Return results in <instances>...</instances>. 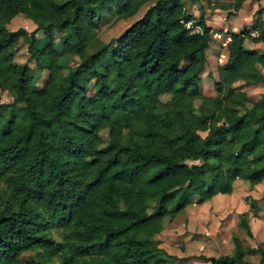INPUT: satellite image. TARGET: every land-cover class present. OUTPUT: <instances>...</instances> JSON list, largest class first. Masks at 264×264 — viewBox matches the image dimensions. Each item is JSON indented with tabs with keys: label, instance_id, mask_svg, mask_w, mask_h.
I'll return each mask as SVG.
<instances>
[{
	"label": "trees",
	"instance_id": "16d2710c",
	"mask_svg": "<svg viewBox=\"0 0 264 264\" xmlns=\"http://www.w3.org/2000/svg\"><path fill=\"white\" fill-rule=\"evenodd\" d=\"M149 1L0 0V90L12 99L0 100V264H171L156 226L232 194L236 181L263 182L264 93L252 102L244 91L264 85V52L247 46L264 45L260 12L245 30L221 33L183 0H156L150 16L109 43L85 41L107 12L128 20ZM243 2L219 9L236 14ZM18 15L35 29L8 31ZM38 32L46 37L40 49ZM215 35L229 39L228 49L216 96L207 97L200 73ZM20 36L48 72L36 90L28 64L14 61L12 37ZM71 58L91 68L87 82L77 84ZM152 80L168 84L167 100ZM16 110L27 114L25 125L13 122ZM248 206L238 228L251 237L249 215L260 210ZM232 240L233 256L206 261L251 264L246 256L257 253L264 264V241L245 248Z\"/></svg>",
	"mask_w": 264,
	"mask_h": 264
},
{
	"label": "rangeland",
	"instance_id": "374dc122",
	"mask_svg": "<svg viewBox=\"0 0 264 264\" xmlns=\"http://www.w3.org/2000/svg\"><path fill=\"white\" fill-rule=\"evenodd\" d=\"M235 0H183L185 8L190 14L197 17L202 15L207 25L212 26L215 30L225 27V31L236 32L243 29L241 25L230 26L229 21L233 20L237 14H230L228 10L219 9L220 6H226ZM156 0L149 1L141 7L138 13L128 19L115 21L109 17V12L103 15L99 24L95 27H88L86 30L85 41L92 39L99 40L103 44L109 43L112 39L118 37L123 31L129 28L134 22L146 15L152 14V8ZM253 3V0H252ZM246 15L251 14L250 8L246 10ZM258 12L252 15V20L256 18ZM228 23H227V22ZM6 28L10 32L24 30L32 32L35 25L22 15H18L6 24ZM214 40L206 51V64L200 73V91L204 96L215 97L214 84L218 81V66L224 61L228 46L226 39L221 35H215ZM14 47V61L18 64H28L31 69V79L28 81V87L31 90L41 88L47 81L48 72L40 70L36 67L34 61H31L28 53V41L26 36L12 37ZM36 47L40 49L46 42V37L42 32L36 34ZM55 47L60 53H65V47L59 39L55 41ZM79 61L77 58H71L69 66L76 71L75 80L77 84L87 82L92 75L89 66L79 69ZM151 84L155 88L156 93L162 100L169 98L168 84L152 80ZM148 84H144L143 88H147ZM249 99L257 101L264 93V85L259 84L245 88ZM89 102L94 100L95 96L89 93ZM0 100L2 103H10L12 101L7 91L0 90ZM18 112V113H17ZM76 120L82 123V119L73 113ZM13 122L17 126L25 125L28 116L23 110H16L13 114ZM146 119V115L143 116ZM126 132L127 130H121ZM219 197V198H217ZM252 201L259 208V212L250 215V228L252 237H248L243 231L238 229V215L248 210L247 202ZM155 239L160 241V248L169 256H173L176 260L171 264H207L209 258H217L220 256H231L232 252V236L237 235L245 248H256L260 244L261 237L264 234V180L260 184L250 187L243 181H237L234 184L233 193L231 195H217L215 199L208 200L201 205L188 206L183 213L178 215L176 219L164 225H158L154 229ZM234 244V243H233ZM252 264H258L259 254L255 253L246 258Z\"/></svg>",
	"mask_w": 264,
	"mask_h": 264
},
{
	"label": "crops",
	"instance_id": "0c3cea01",
	"mask_svg": "<svg viewBox=\"0 0 264 264\" xmlns=\"http://www.w3.org/2000/svg\"><path fill=\"white\" fill-rule=\"evenodd\" d=\"M248 8H250V10H251V14L250 13H248V15H246V10L248 9ZM255 12H260V17L262 18V20L264 21V0H253V3H252V0H244V2H243V4H242V6H241V9L236 13L237 14V16L236 17H233L232 19L233 20H230L229 21V23H230V26H239V25H241V26H243V29H241L240 31H236V32H234V33H239V32H241V31H243V30H245L246 28H248V27H250V26H252L253 24H254V22H255V20L257 19V17L258 16H256V18L254 19V21L252 20L253 18H252V15L255 13ZM235 14V15H236ZM227 22V21H226ZM228 23V22H227ZM209 27H211L212 28V26H210V25H208ZM213 30H215V28H212ZM226 29H225V27L224 28H221V33H224V32H229V31H225ZM215 31H218V32H220V30H215ZM233 33V32H232ZM228 41H229V39L228 40H226V44H225V46L228 44ZM247 46L250 48V49H254V50H256L257 52H259V53H262V52H264V45L262 44V43H258V44H247ZM225 51H227L226 50V48H225ZM262 73H263V75H264V69L262 70ZM237 182V181H236ZM260 184V183H259ZM258 185V184H257ZM233 193V192H232ZM231 195V194H230ZM217 198H219V197H217ZM215 199V197L213 198V200ZM247 204H248V202H247ZM249 211V206H248V210L247 211H245V212H242V213H246V212H248ZM241 214V213H240ZM250 215H251V213H250ZM250 215H249V218H250ZM238 218V217H237ZM250 220V219H249ZM248 220V221H249ZM237 226H238V224H237ZM249 227H250V221H249ZM239 229V228H238ZM240 230V229H239ZM240 231H242V230H240ZM250 231H251V228H250ZM244 232V231H243ZM245 233V232H244ZM246 234V233H245ZM247 235V234H246ZM238 237V236H237ZM249 237V236H248ZM251 237H252V233H251ZM240 240V239H239ZM241 241V240H240ZM264 241V234H263V236L261 237V240H260V244L262 243ZM242 243V242H241ZM259 244V245H260ZM243 245V244H242ZM258 245V246H259ZM234 249H235V246H234V244H233V242H232V252H231V256H233V253H234ZM229 256V255H228ZM247 256H249V255H247ZM247 256H246V258H247ZM245 258V259H246ZM247 260V259H246ZM248 261V260H247ZM248 262H250V261H248ZM251 263V262H250ZM207 264H209V263H207ZM252 264V263H251ZM258 264H259V260H258Z\"/></svg>",
	"mask_w": 264,
	"mask_h": 264
},
{
	"label": "built area",
	"instance_id": "2783aa9c",
	"mask_svg": "<svg viewBox=\"0 0 264 264\" xmlns=\"http://www.w3.org/2000/svg\"><path fill=\"white\" fill-rule=\"evenodd\" d=\"M189 25H190V24H187L186 26L189 27ZM251 36H252V37H256V36H257V32H255V31L252 32V33H251Z\"/></svg>",
	"mask_w": 264,
	"mask_h": 264
}]
</instances>
